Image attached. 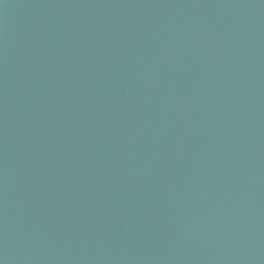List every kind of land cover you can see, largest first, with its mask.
Returning <instances> with one entry per match:
<instances>
[{
    "label": "water",
    "instance_id": "95a60500",
    "mask_svg": "<svg viewBox=\"0 0 264 264\" xmlns=\"http://www.w3.org/2000/svg\"><path fill=\"white\" fill-rule=\"evenodd\" d=\"M0 264H264V0H0Z\"/></svg>",
    "mask_w": 264,
    "mask_h": 264
}]
</instances>
